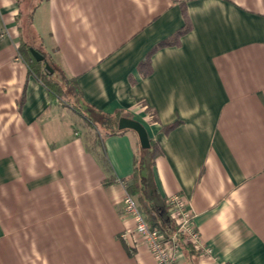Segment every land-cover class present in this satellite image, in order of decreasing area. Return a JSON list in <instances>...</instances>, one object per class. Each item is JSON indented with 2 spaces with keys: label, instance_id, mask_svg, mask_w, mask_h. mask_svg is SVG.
<instances>
[{
  "label": "crops",
  "instance_id": "crops-1",
  "mask_svg": "<svg viewBox=\"0 0 264 264\" xmlns=\"http://www.w3.org/2000/svg\"><path fill=\"white\" fill-rule=\"evenodd\" d=\"M23 42L158 143L145 218L169 239L181 195L211 251L186 245L178 264H264V0H0V264H157L124 211L138 135H101L107 174Z\"/></svg>",
  "mask_w": 264,
  "mask_h": 264
},
{
  "label": "trees",
  "instance_id": "trees-1",
  "mask_svg": "<svg viewBox=\"0 0 264 264\" xmlns=\"http://www.w3.org/2000/svg\"><path fill=\"white\" fill-rule=\"evenodd\" d=\"M29 18L31 19L30 16ZM188 30L189 27L186 26L172 37L161 41L149 55H151L157 49L176 45L179 42L180 38L185 33H187ZM31 48L34 47L27 42H23L20 48L25 55V61L30 67L31 73H33L34 76L47 88V90L55 100L59 101L63 106L69 107L74 112L79 114L83 119L85 125L94 131L95 151L98 150L100 162L102 166H104L106 173L109 174L111 168L102 149L101 135H116L118 133L127 131L119 130L118 126L119 120L121 118H129V116L123 114L121 111H116L115 113H105L101 110H97L94 106L89 105L82 96L77 78L69 77L60 66L56 65L53 60H51V57L49 55L34 48L45 56L46 61L53 70V72L51 73L46 68V64L44 62L36 61V59L30 52ZM142 66L149 67V59H147V61H144L142 63ZM177 125L178 123L169 125L166 129L171 130ZM150 143V149L145 150L141 148L144 153V157L141 158V160L139 158L136 160L135 170L132 175L133 184L126 185L127 191L134 197L140 207V210L142 211L144 216H148V219L150 211L148 210L142 180L147 174L148 166L154 165V160L159 149V145L156 141L150 139ZM143 161L147 163L149 162L146 169L143 166ZM113 181H115V177L110 176L107 179L106 184H109Z\"/></svg>",
  "mask_w": 264,
  "mask_h": 264
},
{
  "label": "built area",
  "instance_id": "built-area-1",
  "mask_svg": "<svg viewBox=\"0 0 264 264\" xmlns=\"http://www.w3.org/2000/svg\"><path fill=\"white\" fill-rule=\"evenodd\" d=\"M123 204L125 214L134 221L136 236L147 246L157 264H178L182 248L186 245L193 246L203 254H210V249L201 241L190 202L183 196L172 195L168 198V212L176 222L169 239L148 223L137 201L126 188Z\"/></svg>",
  "mask_w": 264,
  "mask_h": 264
},
{
  "label": "water",
  "instance_id": "water-1",
  "mask_svg": "<svg viewBox=\"0 0 264 264\" xmlns=\"http://www.w3.org/2000/svg\"><path fill=\"white\" fill-rule=\"evenodd\" d=\"M31 54L38 62H44L46 64V68L52 73L53 70L51 66L46 61V58L44 55H42L40 52H38L36 49L31 48L30 49ZM119 130H132L136 132L139 138L140 146L142 149L148 150L151 147L150 138L148 135V132L146 128L141 124L139 121L123 117L119 120Z\"/></svg>",
  "mask_w": 264,
  "mask_h": 264
},
{
  "label": "rangeland",
  "instance_id": "rangeland-1",
  "mask_svg": "<svg viewBox=\"0 0 264 264\" xmlns=\"http://www.w3.org/2000/svg\"><path fill=\"white\" fill-rule=\"evenodd\" d=\"M83 125V123L80 125L81 127H84V126H82ZM144 153H143V151L142 150H140V153H139V159L141 160V158H143L144 156ZM149 164V162L147 163V162H145V161H143V166H144V168L146 169L147 168V165ZM150 167L151 166H148V171L150 170Z\"/></svg>",
  "mask_w": 264,
  "mask_h": 264
}]
</instances>
